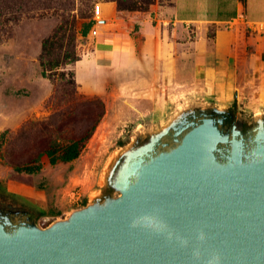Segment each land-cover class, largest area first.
Masks as SVG:
<instances>
[{"label": "water", "instance_id": "95a60500", "mask_svg": "<svg viewBox=\"0 0 264 264\" xmlns=\"http://www.w3.org/2000/svg\"><path fill=\"white\" fill-rule=\"evenodd\" d=\"M205 103L132 139L67 218L1 211L0 264H264V114L244 131Z\"/></svg>", "mask_w": 264, "mask_h": 264}, {"label": "rangeland", "instance_id": "374dc122", "mask_svg": "<svg viewBox=\"0 0 264 264\" xmlns=\"http://www.w3.org/2000/svg\"><path fill=\"white\" fill-rule=\"evenodd\" d=\"M98 3H112L116 9L114 2L92 0L90 7L82 8L84 16H90ZM154 5L166 7L169 2L155 0L150 8ZM79 8L76 4L71 12L78 27L85 21L80 17ZM60 21V15L55 12L38 11L22 17L0 39V134L5 131L0 170L9 172L0 181V194L9 198L13 194L20 203L32 207L33 222L40 228L84 207L89 196L100 190L107 164L137 135L160 129L185 108L187 102L198 106L205 102L208 106L226 103L216 96H205L197 77L188 85H173L154 103L137 97L110 98L104 102L97 96H85L77 84H71L74 63L59 67L51 78H43L39 66L41 45ZM213 32L214 28L209 27L207 34L212 36ZM187 33L189 40L198 37V30L193 26ZM235 36L247 55L262 53L264 65V26L244 33L237 31ZM87 40L79 37V51ZM238 94L234 106L240 114L250 119L264 114V68H261V77L249 83L245 81ZM93 98L103 101L105 114L79 158L51 166L43 151L54 138L76 137L81 130L89 128V122L80 121V113L83 102ZM38 153L42 154L40 173L29 175L13 170L12 165L31 162ZM18 181L24 182L17 184Z\"/></svg>", "mask_w": 264, "mask_h": 264}, {"label": "crops", "instance_id": "0c3cea01", "mask_svg": "<svg viewBox=\"0 0 264 264\" xmlns=\"http://www.w3.org/2000/svg\"><path fill=\"white\" fill-rule=\"evenodd\" d=\"M100 6L101 22L91 28L98 34L91 38L88 33L90 44L73 64L74 80L85 96L154 103L173 85H188L197 77L205 96L224 99L218 106L229 108L245 81L261 77L262 53L247 55L235 33L264 26V0H173L172 6L154 5L145 12ZM190 26L198 30L193 40L187 37ZM8 174L0 170V181Z\"/></svg>", "mask_w": 264, "mask_h": 264}, {"label": "trees", "instance_id": "16d2710c", "mask_svg": "<svg viewBox=\"0 0 264 264\" xmlns=\"http://www.w3.org/2000/svg\"><path fill=\"white\" fill-rule=\"evenodd\" d=\"M92 0H0V39L4 37L13 24L20 21L22 17L36 14L38 11H51L60 15V23L53 29L52 33L45 38L41 45L39 57L40 75L43 78H51L56 69L61 66L73 64L86 52V45L90 44L87 35L93 26L92 13L85 17L84 7H90ZM114 2L117 11L133 12L148 11L155 0H103ZM173 5V0H160ZM76 4L80 5V17L84 22L77 26L75 17L71 12ZM79 37L85 39L78 50ZM208 37H212L208 34ZM87 38V39H86ZM71 84L76 86L74 73L71 72ZM105 114V105L99 98L88 99L83 102L80 113L81 122H89V128L81 130L80 134L71 138H54L48 148L43 151L51 166L58 163H70L78 159L86 142L93 135L97 125ZM5 131L0 134V153ZM41 153H38L33 161L23 165H12L15 172L35 175L41 172ZM1 160V154H0ZM4 196L0 194V199Z\"/></svg>", "mask_w": 264, "mask_h": 264}, {"label": "flooded vegetation", "instance_id": "af4514ba", "mask_svg": "<svg viewBox=\"0 0 264 264\" xmlns=\"http://www.w3.org/2000/svg\"><path fill=\"white\" fill-rule=\"evenodd\" d=\"M230 119L227 120V126H231L234 122H240L243 130L248 129L247 127H253L255 122L254 117L250 119V117L246 116L244 113L240 114L239 110L236 106H231L228 108ZM241 112L242 109H241ZM238 115H241L240 117ZM250 120V122H249ZM3 211L5 213H9L13 218L14 223L21 222H31L35 219V211L33 208L28 207L27 205L20 203L16 198H9L4 196L0 199V212Z\"/></svg>", "mask_w": 264, "mask_h": 264}, {"label": "built area", "instance_id": "2783aa9c", "mask_svg": "<svg viewBox=\"0 0 264 264\" xmlns=\"http://www.w3.org/2000/svg\"><path fill=\"white\" fill-rule=\"evenodd\" d=\"M92 21L93 23H100L101 22V6L100 3L95 4L92 10ZM90 37L94 38L97 36V30L96 29H90L89 31Z\"/></svg>", "mask_w": 264, "mask_h": 264}, {"label": "clouds", "instance_id": "9594fccd", "mask_svg": "<svg viewBox=\"0 0 264 264\" xmlns=\"http://www.w3.org/2000/svg\"><path fill=\"white\" fill-rule=\"evenodd\" d=\"M144 219L147 221V223H146L145 226H147V227H153V228H154L155 230H157V231L165 230V229H164V226H157V225H154V224L152 223V221H151L150 218H144ZM138 223H140L139 220L133 221L132 226L135 227Z\"/></svg>", "mask_w": 264, "mask_h": 264}]
</instances>
